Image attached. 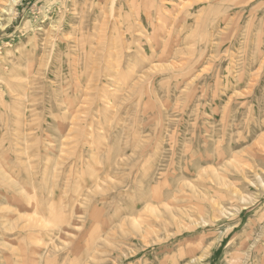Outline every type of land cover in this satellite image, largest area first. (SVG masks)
Wrapping results in <instances>:
<instances>
[{
    "label": "rangeland",
    "instance_id": "374dc122",
    "mask_svg": "<svg viewBox=\"0 0 264 264\" xmlns=\"http://www.w3.org/2000/svg\"><path fill=\"white\" fill-rule=\"evenodd\" d=\"M2 96L0 264H264V0H0Z\"/></svg>",
    "mask_w": 264,
    "mask_h": 264
},
{
    "label": "bare ground",
    "instance_id": "6f19581e",
    "mask_svg": "<svg viewBox=\"0 0 264 264\" xmlns=\"http://www.w3.org/2000/svg\"><path fill=\"white\" fill-rule=\"evenodd\" d=\"M17 1V0H16ZM12 94V93H11ZM5 97L4 96H2V97H0V104H1V106L2 107H4L5 106ZM11 99V98H10ZM14 100V99H13ZM1 159V158H0ZM32 221V220H31ZM33 223V222H32ZM38 223V222H37ZM33 224H35V223H33ZM40 224V223H39ZM36 225V224H35Z\"/></svg>",
    "mask_w": 264,
    "mask_h": 264
}]
</instances>
